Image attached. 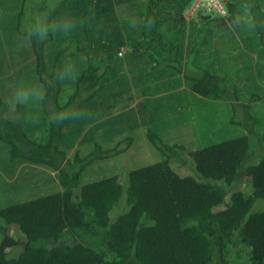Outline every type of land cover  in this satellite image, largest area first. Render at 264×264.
<instances>
[{
	"label": "trees",
	"instance_id": "16d2710c",
	"mask_svg": "<svg viewBox=\"0 0 264 264\" xmlns=\"http://www.w3.org/2000/svg\"><path fill=\"white\" fill-rule=\"evenodd\" d=\"M230 2L239 18L230 5L211 9L188 43L167 40L159 18L165 4L191 0H0V177L23 163L52 173L28 167L18 184L4 182L0 264H264V0ZM230 34L259 57L250 86L224 69ZM125 46L127 61L117 55ZM151 62L177 75L176 113L194 106L200 132L174 113L166 124L168 112L143 100L126 109L143 78L135 65ZM66 74L76 79L68 89ZM20 85L44 95L13 103ZM170 127L186 139L168 140ZM126 156L131 167L118 169Z\"/></svg>",
	"mask_w": 264,
	"mask_h": 264
},
{
	"label": "rangeland",
	"instance_id": "374dc122",
	"mask_svg": "<svg viewBox=\"0 0 264 264\" xmlns=\"http://www.w3.org/2000/svg\"><path fill=\"white\" fill-rule=\"evenodd\" d=\"M116 1V0H115ZM121 1V0H119ZM186 1H190V0H186ZM219 4L214 5V6H207L205 7L204 3L202 0H191V3L185 7H182L180 4L174 5V3H176V1H174V3L172 5L170 4H165L162 9L160 10V24H161V29L163 31V33L165 34V36L167 37V40H171L174 38L177 39H186L188 40V43L191 41L190 39L194 37L195 33L197 32V28L200 27L203 23H209V19L208 17L210 16L208 13L211 12V9L217 10L218 12L222 13V14H227V11L230 12L228 10V6L230 5L231 7V12H232V16L235 18H239L238 16H241V12H242V8H240L239 6H237V4H232L233 6H231V2L230 0H218ZM243 16V15H242ZM38 23L41 21V17L37 18ZM243 21H241L239 19L238 23L236 24L238 27L241 26ZM64 24V23H62ZM229 28L232 27L233 22L228 21L227 22ZM251 27H249L246 30V33H250ZM111 33V32H110ZM233 34H230V36ZM76 36H80V34H78ZM66 35L61 36V38H63V43L64 45H68V39H66ZM69 37L71 38V36L69 35ZM85 40H83L84 42ZM246 40H242L239 37H233L231 36V40H228V46L230 47H226L223 49V52H221V56H222V60L226 66L229 74H230V78L231 81H244L246 87L250 86L247 83V79H248V73L251 71L252 68H254V70H257L258 67V62H259V57L257 55V53H254V51H250L251 46H248L246 44ZM186 43V42H185ZM115 43H112V47L114 46ZM87 43H85L84 45H82L83 47L86 46ZM106 50V49H105ZM119 52V53H118ZM155 52V50H152L151 53ZM129 51L127 49V47H123L120 50L117 51V55L124 61H127V55H128ZM163 53V52H162ZM161 53V54H162ZM250 53L252 54L251 59H248L247 55H250ZM245 57H247V63H245L243 60H245ZM253 58V59H252ZM73 59V64L74 67H79V71L81 68H83L86 64L84 62V60L80 59V58H72ZM144 59V58H141ZM146 63V62H145ZM144 65V63H143ZM153 65L154 62L148 63L144 66H141L139 64H136V71L138 73V75H142V79L141 81V86L137 87L129 92H127L126 94V99L129 101V104L127 106V110H130L132 108L136 107V104L140 101H145V104L147 106L148 111H152V110H165L167 111V122L166 124L170 125L171 122H176L179 120H175V121H170L172 119V115L173 113L176 115H180L182 116L183 120H185V124H186V128L189 130H195V132H200L202 129V125L200 124V120L197 119L196 117H201V116H197L195 113H191V111H194V106H185L184 109H180L179 113L177 112V103H175L176 101H179L181 98L180 96L176 97L175 100L173 99L175 95L178 94V92H181L184 89V86H176L175 82L177 81V75H159L157 74V72L153 71ZM251 65V67L249 66ZM126 69H125V65H124V69L123 72H125L127 75L130 76V68L129 65H126ZM133 68V67H132ZM264 72V71H263ZM73 73H77L76 71H73ZM80 73V72H79ZM228 74V75H229ZM64 77L71 79V84H68L65 88L68 89L72 86H75V82L76 79L72 77V75L70 74H66ZM141 78V77H140ZM143 80V81H142ZM146 84L149 86L148 88H142L143 85ZM247 83V84H246ZM178 85V84H177ZM242 86V85H241ZM140 88L139 92H140V99L136 100L133 103V99H132V93L136 92V90ZM249 91V93L252 92V88H248L247 89ZM246 90V91H247ZM195 101V100H193ZM227 100H223V105H228L230 103H227ZM246 102V100H245ZM237 103H240V100H238ZM247 103V102H246ZM250 103V102H249ZM195 105V104H194ZM188 107V110L186 109ZM206 108V107H205ZM205 108H201L202 111L205 110ZM229 108L226 106V109ZM229 110V109H228ZM242 110V109H241ZM230 111V110H229ZM116 113H122V111H117ZM206 115L210 113L209 109L205 110ZM198 120L197 122L195 120ZM165 122V121H164ZM164 122L160 121L159 124L163 125ZM171 130V131H170ZM170 130L168 129L169 135H167L168 140L176 142L177 141H183V139H186L185 134L183 129L181 128H172L170 127ZM167 132V133H168ZM141 134H143V132H141ZM197 137H199V133L196 134ZM144 141L146 139H143ZM141 144V142L139 143V145ZM142 144L144 146H147L146 142H142ZM88 149V147H86ZM2 149V148H1ZM83 154H85L84 152H82ZM6 154V149L4 148V151L0 150V157L5 156ZM5 159V158H4ZM118 162V169H121L122 166L131 167V164L128 163V158L123 157L121 160H119ZM132 163H134L135 161H131ZM5 169H10L12 170V167H8V164L4 163L3 164ZM28 167L31 168H38V170L41 171L43 177L45 176V174H47L46 176L51 175L52 173H50L48 170L46 169H39L41 167H36L34 165H31L29 163H23V165H21L20 167H17V173L16 176L13 179H8V182H15L18 184V182L20 180H23L24 177L22 178H18L19 176L22 175V173L25 172L26 177H28ZM129 167V168H130ZM3 167H0V171ZM28 168V169H27ZM24 171V172H23ZM118 172V171H116ZM115 172V173H116ZM109 173V167H107L105 169L104 174H108ZM52 176V175H51ZM97 177V175H95ZM3 177V175H2ZM94 176L91 178L93 179ZM2 179V180H1ZM43 180H45L43 178ZM6 180H4L3 178L0 177V205L3 206L6 204V200H3V195L6 194L8 196H10V192L11 190H7L6 191V187H4V182H7ZM33 184L32 186L37 185V181L34 179L33 180ZM30 188L27 187L25 188V192L24 193H29L30 192ZM11 198V197H10Z\"/></svg>",
	"mask_w": 264,
	"mask_h": 264
},
{
	"label": "clouds",
	"instance_id": "9594fccd",
	"mask_svg": "<svg viewBox=\"0 0 264 264\" xmlns=\"http://www.w3.org/2000/svg\"><path fill=\"white\" fill-rule=\"evenodd\" d=\"M36 31L39 35H44L46 29L38 23ZM43 95L44 90L38 85H20L15 89V94L12 97L11 102L27 105L29 103L40 100Z\"/></svg>",
	"mask_w": 264,
	"mask_h": 264
},
{
	"label": "built area",
	"instance_id": "2783aa9c",
	"mask_svg": "<svg viewBox=\"0 0 264 264\" xmlns=\"http://www.w3.org/2000/svg\"><path fill=\"white\" fill-rule=\"evenodd\" d=\"M203 1L204 3H207L209 6H214V5L219 4L218 0H203Z\"/></svg>",
	"mask_w": 264,
	"mask_h": 264
}]
</instances>
